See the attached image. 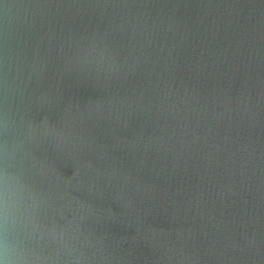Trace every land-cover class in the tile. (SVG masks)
<instances>
[{
    "label": "water",
    "instance_id": "obj_1",
    "mask_svg": "<svg viewBox=\"0 0 264 264\" xmlns=\"http://www.w3.org/2000/svg\"><path fill=\"white\" fill-rule=\"evenodd\" d=\"M0 264H264V0H0Z\"/></svg>",
    "mask_w": 264,
    "mask_h": 264
}]
</instances>
